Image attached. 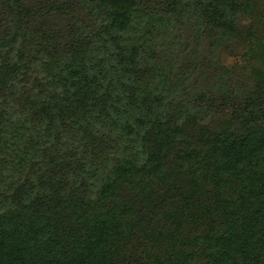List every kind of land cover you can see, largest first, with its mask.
<instances>
[{"label": "trees", "instance_id": "16d2710c", "mask_svg": "<svg viewBox=\"0 0 264 264\" xmlns=\"http://www.w3.org/2000/svg\"><path fill=\"white\" fill-rule=\"evenodd\" d=\"M261 28L264 0H0V264H264Z\"/></svg>", "mask_w": 264, "mask_h": 264}, {"label": "rangeland", "instance_id": "374dc122", "mask_svg": "<svg viewBox=\"0 0 264 264\" xmlns=\"http://www.w3.org/2000/svg\"><path fill=\"white\" fill-rule=\"evenodd\" d=\"M253 26V23H252V19L251 18H247V19H245V20H243V19H241V32H242V34H240L239 33V35L237 34L236 36L235 35H233L232 36V39L229 41V39L227 40V41H224L225 42V44L227 43V42H230L229 43V45L231 44V42H235L237 39H238V41H240V43H241V45H240V47L237 49V50H235V52H233V53H227V52H229V51H227L226 50V53H224V54H222L221 55V59L218 61L219 63H222V64H225L226 66H228V67H233V66H236V68L238 69V67H244V64H245V55H244V52L248 49V47H249V42L245 39V37L248 35L247 34V31L248 30H251L252 27ZM184 27V26H183ZM251 28V29H250ZM261 32H264V28H261L260 29V31L259 30H257L256 31V35L257 36H260V33ZM189 33H190V31H188V30H184L183 31V38H186L187 39V36L189 35ZM193 34V33H192ZM253 36L251 37L252 38V42H253V44L255 45V43H256V39L257 38H255V33H253L252 34ZM249 36V35H248ZM250 38V39H251ZM195 39H196V37L195 36H192L191 38H190V40H191V43L193 44V43H195ZM223 42V43H224ZM220 45H217V46H214L213 47V49H218V47H219ZM221 47V46H220ZM215 57V56H214ZM247 63V62H246Z\"/></svg>", "mask_w": 264, "mask_h": 264}]
</instances>
